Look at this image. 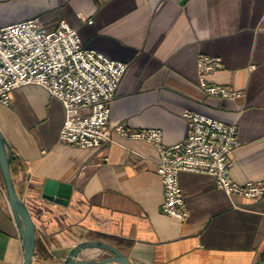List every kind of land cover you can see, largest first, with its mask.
Listing matches in <instances>:
<instances>
[{
	"label": "crops",
	"instance_id": "obj_1",
	"mask_svg": "<svg viewBox=\"0 0 264 264\" xmlns=\"http://www.w3.org/2000/svg\"><path fill=\"white\" fill-rule=\"evenodd\" d=\"M91 19L81 21L77 15ZM37 17L45 30L61 19L83 46L128 67L109 104L108 126L159 128L162 142L181 141L190 110L235 124L239 143L228 177L264 182V0H0V26ZM219 57L210 83L197 85L199 56ZM64 110L28 84L0 104V132L10 150L15 190L34 226L32 264H62L79 242H107L132 264H258L264 259V193L229 198L207 174L181 172L185 221L164 214L150 143L112 133V143L81 148L58 140ZM107 157V161L103 158ZM71 187L65 205L42 197L45 181ZM0 173V264H23L22 240ZM78 259L108 258L85 248Z\"/></svg>",
	"mask_w": 264,
	"mask_h": 264
},
{
	"label": "built area",
	"instance_id": "obj_2",
	"mask_svg": "<svg viewBox=\"0 0 264 264\" xmlns=\"http://www.w3.org/2000/svg\"><path fill=\"white\" fill-rule=\"evenodd\" d=\"M81 21L91 19L80 14ZM221 66V59L199 56L197 85L206 94L220 98H239L241 90L210 83L206 75ZM127 64L82 45L77 30L61 19L50 30L41 27L37 17L0 26V104L8 105L14 89L33 84L57 99L64 110L58 140L81 148L112 143V133L122 138L150 143L156 149L163 201L161 211L185 221L178 175L181 172L207 174L215 187L233 205L235 197L255 199L264 193V182L243 185L228 177L232 153L237 147V128L216 118L185 110L184 138L171 145L162 142V131L149 127L131 129L124 123L108 125L109 104L115 96ZM107 161V157L103 158Z\"/></svg>",
	"mask_w": 264,
	"mask_h": 264
},
{
	"label": "water",
	"instance_id": "obj_3",
	"mask_svg": "<svg viewBox=\"0 0 264 264\" xmlns=\"http://www.w3.org/2000/svg\"><path fill=\"white\" fill-rule=\"evenodd\" d=\"M0 173L3 181L4 190L8 201V206L13 215L18 233L22 240L23 264H32V256L35 245L34 226L27 208L22 199L17 194L11 172H10V150L5 139L0 132ZM71 187L65 184H58L51 180L45 181L42 187V197L54 200L65 205L70 197ZM85 248H94L107 251L108 258L99 259H78V253ZM62 264H132L127 256L116 249L113 245L98 241L86 240L77 243L71 250L70 255ZM258 264H264L262 259Z\"/></svg>",
	"mask_w": 264,
	"mask_h": 264
}]
</instances>
